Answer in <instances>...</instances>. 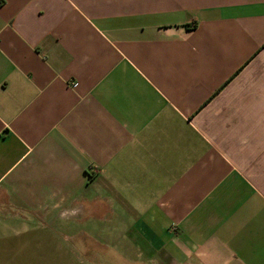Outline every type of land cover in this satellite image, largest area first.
<instances>
[{"label":"crops","instance_id":"0c3cea01","mask_svg":"<svg viewBox=\"0 0 264 264\" xmlns=\"http://www.w3.org/2000/svg\"><path fill=\"white\" fill-rule=\"evenodd\" d=\"M0 264H264V0H0Z\"/></svg>","mask_w":264,"mask_h":264},{"label":"built area","instance_id":"2783aa9c","mask_svg":"<svg viewBox=\"0 0 264 264\" xmlns=\"http://www.w3.org/2000/svg\"><path fill=\"white\" fill-rule=\"evenodd\" d=\"M77 87V85L76 84H73V88H76Z\"/></svg>","mask_w":264,"mask_h":264}]
</instances>
